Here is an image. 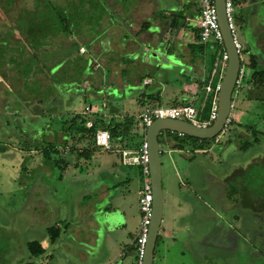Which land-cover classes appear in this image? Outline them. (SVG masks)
<instances>
[{"label":"rangeland","instance_id":"1","mask_svg":"<svg viewBox=\"0 0 264 264\" xmlns=\"http://www.w3.org/2000/svg\"><path fill=\"white\" fill-rule=\"evenodd\" d=\"M6 1L0 0V7L6 4ZM52 3L58 11L61 10V13H64L63 25L67 26L68 32L56 30L47 33V37L44 38L46 40L44 42L47 44L45 49L40 47L34 48L40 44L36 42L31 43L33 41H29L30 38L28 39L27 34H23L25 33L24 31L22 33H6L11 28V26L6 25V22L10 25H16L27 14V18L32 14H36L35 16L38 21L41 19V17H38L39 12L41 14L44 12L42 7H39L38 11L35 12V5L40 4L38 0H12V3L8 7H5V12L0 10V35H2L0 37V49L4 48L3 45L8 43L10 34H15L17 38H24L22 48L39 50L34 57L28 54L29 58H34L35 61L50 65L52 60H55V62L60 61L63 56H67L64 64L65 70L62 72L64 76L61 74L57 75L56 83L60 87L58 92L60 94L58 97L60 98L55 101L57 104L59 103V114L67 119L85 112L89 115V111L87 110L88 108H92L90 105H93V109H97V107L103 108V104L110 113H114L112 110L113 106H118L121 111H125L127 114L138 115L139 109L136 108L133 97L137 93V87L136 91H134L133 87H127L123 91V89L120 90L119 88L111 90L108 87L109 85H106V88H104L106 92L104 94L102 92L101 96L98 97L94 95L101 90L100 86L95 84L97 80L103 77L107 79L105 81L106 84L110 82L109 78L105 76L107 73L97 70L100 64V57L96 54V50L98 44L102 41V33L100 34L98 31V21L100 18H103V14L108 13V9L103 6L102 0H52ZM235 14L238 15L236 12ZM55 20L57 26L60 27L62 21L60 14H56ZM237 30V38L241 39V31L238 27ZM5 33L6 35H3ZM16 41V37L10 39L11 47H17L18 42ZM29 42L32 44L31 46L28 45ZM68 43L70 44L68 45ZM62 45H66L67 48ZM164 46L166 45L164 44L159 48L160 51L146 52L145 63L154 68L148 67V72L154 79V83L151 84L150 79L144 80L138 98L144 92H154L160 81L162 83L174 82L177 85L188 79L189 72L186 70H189V68L182 64L181 59L177 61V52L173 54V52L170 53L166 49L164 51ZM81 48L85 50L84 53L81 52ZM150 52L152 53L150 54ZM166 52L170 56H167L168 53ZM245 57L247 58V56ZM87 60H90L92 64L94 61L96 62L93 64V70L81 72L80 66L85 64ZM16 61L21 62L18 57ZM5 67L7 73L5 78H3L5 71L0 68V145L1 142H9V150L0 153V264H26L29 261L38 263L41 261V258L30 256L27 243L31 240H44L42 238H45L43 235L46 232L44 231L45 228L42 229L40 219L43 217V211L47 205L51 211L55 209L56 196L47 194L45 208L39 209L36 208L34 203L36 198L34 197L33 189L38 187L36 182L39 178L42 179L47 174L53 175L51 179L44 177V180L47 183L49 182L52 187L57 188L59 191L61 187L63 190L67 187L64 185V182H59L57 179L59 175L58 169L48 167L49 170L47 172H42L40 168L46 165L43 152H36L35 150L32 152L26 151V146L28 144L27 141L32 143L33 147L43 146L46 140L51 139H48V134L50 133L47 132L46 136H43L41 133L47 128L59 131L62 128V124L59 118L49 116L31 124L30 114H34V111L37 112L36 110L40 111L41 102L51 106L46 101L48 100V93L43 91L44 94L41 92V94H38L41 89L38 85L41 86V84H33L34 87L31 89L35 94L34 96L32 95L33 97L30 96L28 90H24L23 88L17 89L19 86L15 88L14 85L23 84L21 80L24 77L20 72L21 68L12 67L9 70V64ZM69 70H73V73L71 74ZM141 70L145 73L147 72L146 68ZM133 72L140 73L141 71L138 68H134ZM83 76L87 83H83V86L77 87L82 93H70L69 88L75 85L78 79ZM249 77L250 70L247 69V78ZM30 79L31 82L32 80L40 81L45 86L51 85V81L37 70L31 75ZM114 80L116 82V79ZM8 85L14 87V89L11 87L14 91H8L6 88ZM147 85L149 86L147 87ZM188 89V92L192 91V88ZM128 90L133 91L130 92ZM245 90L246 87L237 89V94L234 98L235 108L232 109L230 117L234 120V125H256L254 129L259 132L257 137L261 139L260 143L252 145L247 150H240L237 145L227 143L230 137L234 135V132H232L234 128L239 131L243 129L242 132L246 130L235 125L224 131L218 143L215 140V146L210 147V156L214 160H222L223 165L220 167L211 166L204 160L210 161V156L199 153L195 156L199 167L196 164L194 167L191 166L189 171H184L185 159L190 153L188 148L181 153L173 150L174 152L170 155L167 153L162 154L165 219L167 220L174 213L176 195L179 196V201L181 199L184 202H191L188 205H192L188 219L193 228L192 237L194 238V243L191 246L172 245L170 251L165 252L164 260L160 257V246H157L154 264H264V206L262 205L264 202V164L252 165L253 162L264 159V104L254 103L251 109H247V104L244 100ZM71 94L75 97L73 102L69 101ZM30 98L33 100H30ZM116 100H120L121 103H116ZM153 102L151 101L148 105H153ZM138 104L141 105L140 102ZM7 105L8 107L5 108ZM73 105L75 106L72 107ZM10 108L16 110L19 115L10 113ZM247 131L244 135L242 134L244 138L239 139V142L253 140V132L251 130ZM135 135V138L140 137L139 133ZM66 136L64 137L65 139L68 137ZM141 137H143L142 134ZM51 138L52 140L54 139L53 137ZM85 143L83 141L79 145V148L83 149L86 146ZM164 147L166 148L167 146L161 145L162 151ZM73 149L72 141L66 146L60 147L61 157L65 159L68 157L73 158L71 166L74 165V169L78 164H82L85 167V159H78L76 150ZM100 151L99 149L97 150L93 161L87 162L86 165L89 169L93 168L96 165V161L104 155L100 154ZM90 164H92V167ZM239 166H243L246 172L244 174H234L231 177V183L234 187H237V199L240 201L239 196L242 194L246 196L247 193L248 200L243 205H233L232 208L228 209L222 208L225 205L222 203V200L219 201V196L217 198H213L212 196V193H215L213 188L212 193H209L211 184L206 172L211 173L214 171L218 176H224L229 171H237ZM131 169L135 170L137 175L139 174L137 166L131 167ZM75 172L78 173V170H75ZM189 174L190 176H188ZM188 177H192V179ZM104 181L111 182L107 175H105ZM113 181L116 182L118 180L114 178ZM188 182L190 185H187ZM132 184L134 185L130 186V201L132 216L134 217V227L138 230L141 225V213L137 194L140 185H137L136 182H132ZM181 184L182 186H180ZM242 185L244 188L242 187L241 189ZM119 187L122 186L120 185ZM134 187L136 191L133 192ZM128 188H126V191H128ZM191 191H194L193 197L192 194H189L192 193ZM196 196H199L200 199ZM73 197L76 204H79L81 197L80 188L74 189ZM210 207L215 208V214L211 211ZM48 208L46 209L48 210ZM74 211H77V205ZM64 254V248L61 246L55 252L53 264H64Z\"/></svg>","mask_w":264,"mask_h":264},{"label":"crops","instance_id":"2","mask_svg":"<svg viewBox=\"0 0 264 264\" xmlns=\"http://www.w3.org/2000/svg\"><path fill=\"white\" fill-rule=\"evenodd\" d=\"M102 4L108 9V13L103 14V18H100L98 21V31L100 34L102 33V41L97 47V53L100 57V65L97 67V70L107 73L105 76L109 78L110 82L106 84L105 81L107 79L101 77L95 83L100 86L101 90L98 93H93H95L96 97L101 96L102 92L103 94L106 92V89L104 90L106 85H109L108 87L111 90L119 88L120 90L123 89V91L127 87H133L134 91H136L137 87V93L133 97L136 108L139 109V114H127L125 111H121L118 106H116V110H113L114 113H110L106 110L104 104L103 108L97 107V109H93V105H90L92 108L90 114L86 115L87 117L98 113L103 115L106 121H109L113 117L122 119L125 115L133 116L136 121L133 135L128 140H115L112 142V151H106L100 147V154L104 155L96 161L94 169H89L86 165L88 161H93L94 156L90 160H85V167L82 164H78L74 169V165H70L64 172L63 177L57 178L59 182L65 183L64 185L67 188L64 190L61 187L59 191L44 180V177L51 179L53 175L50 174L42 177L44 181L39 178L36 182L38 187L33 189V194L36 198V201H34L36 208H45L47 194L56 196L55 209L51 211L47 205L46 208L48 210L46 208L45 210L43 209V217L40 219L42 229L45 228L44 231L46 232L43 235L45 238H42L44 240L39 239L42 246L46 249V253L39 262L40 264H53L55 252L61 246H63L65 251L64 264H133L135 260L133 246L139 229L137 230L134 227L130 186L134 185L132 182L140 185L137 191L139 198L142 178L140 169L137 175L136 171L131 169L134 166L123 164L121 151H136L144 138L146 139V134H142L143 131L140 127L139 117L148 105L138 104L141 101V98H138V96L141 93L140 90L143 87L144 80L150 79L151 84L154 83V79L148 72L149 68H154L145 63L146 52L156 51L164 44L166 46L169 45L168 47L172 49L173 54L177 52V61L181 59L182 64L189 68V70H186L189 72V77L183 83L176 85L174 82L162 83L160 81L157 84L155 91L152 93L156 94L158 93L157 89H160L159 93L162 100L161 103H153V105H156L155 107L174 106V102H186V105L193 104L197 106L200 102V97L203 95L199 84L204 80L206 72H210L214 68V66L210 67L211 61L209 56L215 53V48L211 47V45H206L203 57L194 48L196 44H199L196 31L199 29L200 0H102ZM235 9V12L238 13L236 25L241 31V39L238 38L239 42L243 45L244 50L249 49L250 54H258L264 59V0H239ZM179 15L181 17H178L179 19L177 20L182 21L184 18L186 25L173 29L171 23L174 17ZM243 58L246 59L245 55H243ZM134 68H138L141 72H133ZM143 68L147 69L146 73L141 70ZM143 78L144 80L141 84V79ZM114 79H116V82ZM83 80L85 81V78ZM188 88H192V91L188 92ZM248 89L249 87H246L245 93ZM128 91L132 92L133 90ZM77 93L79 94L80 92H73L72 94ZM72 94L69 97L70 102L75 100ZM59 98H55L53 102L59 100ZM244 100L247 104L246 108L251 109L254 102L248 101L245 98ZM202 101L201 107L205 99ZM117 102L121 103L120 100H116ZM199 105L200 103L197 107ZM80 114L82 115V113ZM55 115L58 116L60 114L57 113ZM242 130H238L239 133ZM47 132L50 133L48 134V139L51 140H46L44 144L51 142L57 144L59 148L62 147L66 141L64 138L66 133L63 129L55 131L54 129L47 128L41 134L46 136ZM136 133H139L140 137L135 138ZM141 134L143 137H141ZM51 137L54 139L52 140ZM219 139L216 140L217 143ZM232 144L237 145L236 142ZM213 146H215V143L211 145V147ZM173 152L169 147H164L163 153L170 155ZM181 152L179 151V153ZM210 152V149H207L200 152V154L210 156ZM195 156L193 154L186 156L184 171H189L190 167H194L196 164L198 166ZM68 159L72 161L73 158L68 157ZM204 160L213 167L223 165L222 160H214L211 156L210 161ZM259 163L264 164V159L255 161L252 165ZM90 165L92 167V164ZM48 167L50 166L45 165V167H41L40 169L42 172H47L49 170ZM75 170H78V173ZM245 172L246 169L243 166H239L237 171H229L224 176H218L214 171L211 173L206 172L211 184H209V193H212L213 188L215 193H212V196L213 198L219 196V201L222 200V203L225 205L222 208H232L234 202L238 205L239 200L236 198L238 190L232 185L231 177L234 174H244ZM105 175L109 177L111 182L104 181ZM114 178L119 182L113 181ZM189 179H192V177ZM117 183L119 184L117 185ZM120 185L122 187H119ZM187 185H190L189 182ZM73 188L81 189L79 204H76L74 200ZM126 188H128V191H126ZM134 191H136L135 187L133 188ZM189 194H192L193 197L194 191ZM196 197L200 199L199 196ZM190 204L191 202H184L181 199L179 201V196L176 195L172 216L166 220L163 214L159 234L161 241L158 245L160 246V257L163 260L165 252L170 251L172 245L191 246L194 243V238L192 237L193 228L188 219L192 208V205L188 206ZM76 205L77 211L75 212ZM210 209L215 214V208L210 207ZM115 218L116 220H114ZM64 224H67V226L63 228V235H61L55 244H50L47 229L51 226L63 227ZM62 237L64 238L62 239Z\"/></svg>","mask_w":264,"mask_h":264},{"label":"trees","instance_id":"3","mask_svg":"<svg viewBox=\"0 0 264 264\" xmlns=\"http://www.w3.org/2000/svg\"><path fill=\"white\" fill-rule=\"evenodd\" d=\"M40 2V4H36L35 5V12L38 11L39 7H42L44 12H42L43 14H41L39 12L38 17H41V19H39L37 21V17L32 14L30 15L28 18V14L27 16H25V18H23L21 21H19L16 25H10L8 22H6V25L11 26L10 30L7 31L6 33H22L23 31L25 33L23 34H27L29 41L32 40L34 43L36 42L37 44H40L38 46H35L34 48H42L45 49V47L47 46V44L44 42V38L47 37L46 34L47 33H51L53 31L59 30V31H63V32H68V28L67 26L63 25V21H64V13H61V10H57V8L55 7V5L52 3V0H38ZM239 0H234V5H237V2ZM12 3V0H7L6 4H4L3 6L0 7V10H2L3 12H5V7H8V5H10ZM4 10H3V9ZM56 11V12H55ZM56 14H60L61 16V26L58 27L56 20H55V16ZM55 15V16H54ZM178 17H181V15L179 16H175L173 19V22L171 23V27L173 29L179 28L181 26H185V20L184 18L182 19V21L177 20L179 19ZM234 20H235V24H237L238 22V17L237 15H234ZM237 27V25H236ZM3 34V35H6ZM44 34V35H43ZM198 40H199V34H200V29H197L196 31ZM42 35V36H41ZM2 35H0L1 37ZM23 36V35H22ZM27 36H25L27 38ZM12 37H16V42H18L17 47H11L10 44V39ZM6 39V38H5ZM8 43H6V45H3L4 48L0 49V68L3 69V71H5L6 67L8 64L10 65V69L16 68V67H20L21 68V74L23 75L24 79L21 80L23 81V84H16L14 85L15 88H17L19 86V88L17 89H21L23 88L24 90H28L30 92V96L33 97L34 91H31V89H33L35 84H41L38 85V87H40V91L38 94L43 93V91H45V93H48V100H46L47 102L50 103L51 106L46 105L45 103L41 102L40 105V111L38 112V110H36L37 112L34 111V115H31V124H33L34 122H37L39 119H43L46 118V116L48 117H54V118H59L60 122H61V127L63 129V131L66 133L67 139L65 141V143L62 146H66L69 142L72 141V144L74 146L73 150H76V154L78 159H85V160H90L93 158L95 152L100 148L97 144H96V134L98 130H108L111 134V139L112 142H114L115 140H123L125 141L130 139V137L133 135L134 129H135V125H136V121L135 118L133 116H129V115H125L122 119H116L113 118L110 119L109 121H106L103 118V115L101 114H93V116H85V115H81V114H77L74 116H71L70 118H65L63 115H58L56 116L55 114H59V103L57 104V102H53L55 98H59L58 96H60L59 89L60 87H58L59 85L56 83V79H57V75L58 74H62V72H64L65 70V61L67 59V56L64 57L60 60V61H56L52 60V62L50 63V65H46L43 62H39V61H35L34 58H29L30 54L31 56H36L39 50H33V49H24L22 48L23 44V40L24 38L21 37L17 38V35H11L10 37H8ZM46 41V40H45ZM22 42V44H21ZM30 42L28 45H32ZM70 43H68L69 45ZM36 45V44H34ZM20 46V48H19ZM6 47V48H5ZM32 48V47H31ZM67 48V47H66ZM167 51H169L170 53L172 52V49L169 48L168 46L165 47ZM164 48V49H165ZM194 48H196V50H198L199 54H203L206 50V45H203L199 42V44H196L194 46ZM165 50V51H166ZM156 51H160L159 49H157ZM168 53V52H166ZM249 53V49H243L242 51V56L245 55L247 56V58H244V64L246 67V71L247 69L250 70V77L247 78V73L246 76L243 80V87H249L248 91L245 93V99H247L248 101H253L254 103H259V104H264V59L261 58L260 55L258 54H250ZM167 56H170V54L168 53ZM19 58L21 60V62H17L16 58ZM210 58V64H211V68L212 66H214L216 58H217V54L216 52L213 53L211 56H209ZM35 62V63H33ZM91 64V65H90ZM37 67V68H35ZM81 68V72L84 70H93V66H92V62H90V60H87L85 64H83L82 66H80ZM210 68V70H211ZM41 74H43L49 81H51V85L45 86L42 82L37 81V80H32L31 82V75L36 71V70ZM18 71V70H17ZM69 72H71V74L73 73V70H69ZM212 71L210 72H206V76L204 78V80L199 84V88L200 90L203 92L202 97H200V105L199 108L201 107V103L203 102L202 100L205 99L204 101V107L202 112L200 113L201 115V120L202 121H207L209 120V116L212 110V98H213V94H210L207 98L205 96V91H204V87L208 84L209 80H210V74ZM6 71L3 74V78H5L6 75ZM64 76V75H63ZM84 76L79 78L78 81L76 82L75 85H73L70 89V93L72 92H81L80 89H77V87H81V85L86 82V80H83ZM75 79V78H73ZM143 79H141V84L143 83ZM218 80H214V86H216ZM34 84V85H33ZM57 84V85H55ZM23 86V87H22ZM12 87V86H11ZM10 85H8L7 90L8 91H13L14 87L11 88ZM50 87V89H49ZM58 87V88H57ZM62 87V86H61ZM64 88V86H63ZM49 89V90H48ZM91 91V89H89ZM158 93L153 94V93H146L144 92L140 98L142 100V102L140 101L141 105H148L151 101L155 102H159L161 103V96H160V89L158 90ZM41 92V93H40ZM54 92H56L54 94ZM36 94V95H38ZM44 94V93H43ZM58 94V95H56ZM33 95V96H32ZM31 99V98H30ZM186 102H174L173 105L174 106H181V105H186ZM149 107H155L156 105H148ZM116 107H112V110H116ZM235 107H233L234 109ZM10 112V111H9ZM19 115V114H17ZM16 115V117H18ZM21 117V116H19ZM93 121L94 125L91 128H88L86 126L87 121ZM230 128L231 126H235L237 125L240 128H245L247 130H251V132H253V140L252 141H237L238 145H240V147L242 148V150H246L248 148H250L252 145H255L257 143H260L261 139L259 137H257V135L259 134V132H257L254 128L256 127V125H246L244 126L243 124H235L234 125V120L230 117ZM8 122H10L9 120H7ZM24 121H26L24 119ZM229 126L227 129H229ZM236 128H234L232 130V132H236ZM239 131L237 130L236 134L234 133V138L229 139L228 142L232 143L236 141V137L239 135L238 134ZM233 137V136H232ZM215 139L212 140H201L195 137H191L188 135H179L177 133L174 132H170V131H163L160 135H159V141H160V145H164L169 147L171 150H185L186 148H188L190 151L195 152V150H207L210 149L211 144L213 143ZM86 142V146L83 147V149L79 148V145L82 142ZM27 146H26V151H42L44 158H45V164L47 166H50L52 168H56L59 171V178L63 177L64 172L66 171L67 168H69V166L71 165V159H65L63 157H61L60 155V151H59V147L57 144L55 143H51L48 142L46 144H44L43 146L39 147V146H35L33 147L32 143H30L29 141H27ZM9 148V142H1L0 145V153L2 152H6ZM163 154V151L162 153ZM264 205V202H263ZM67 226V224H64L63 227H59V226H51L47 229V233L49 235V239H50V244H55L61 237L62 233H63V228H65ZM161 241V237L160 235L158 236L157 239V244H156V248L159 245ZM134 250L135 249V246ZM155 248V251H156ZM27 249L28 252L30 253V256L33 258H42L44 256V254L46 253V249L42 246L41 241L39 240H34V241H29L27 243ZM26 264H40L39 262H33V261H29Z\"/></svg>","mask_w":264,"mask_h":264},{"label":"built area","instance_id":"4","mask_svg":"<svg viewBox=\"0 0 264 264\" xmlns=\"http://www.w3.org/2000/svg\"><path fill=\"white\" fill-rule=\"evenodd\" d=\"M226 10L228 15V21L235 39V45L242 57V64L239 70V75L236 81L234 90V98L237 94V89L243 88V80L246 76V67L244 64V58L242 51L243 45L237 38V29L234 20L235 5L234 0H225ZM198 28L200 29L199 42L203 45H211L215 48L217 58L214 64V68L210 74V80L204 87L206 98L213 94L212 110L209 116V120L202 121L200 113L203 110L202 107L195 105H183V106H158V107H147L139 117L140 127L142 134H146L147 128L156 119H179L193 123L200 127L210 126L217 118L218 114V96L220 92V85L224 77L228 55L224 47L223 34L220 29L218 22L217 10L215 6V0H200V16L198 21ZM218 80L216 86H214V80ZM232 106L234 107V100ZM231 120L229 118L227 126L224 131L227 130ZM93 121H87L86 126L88 128L93 127ZM96 144L106 151L113 150V144L111 134L108 130H98L96 134ZM122 162L126 166H137L140 169L142 178V187L139 191V207L141 213V225L139 232L135 238V260L133 264H143L146 242L149 232V226L151 223L152 216V205L153 195L152 186L150 181V168H149V155H148V144L144 138L141 145L136 151L122 150Z\"/></svg>","mask_w":264,"mask_h":264},{"label":"water","instance_id":"5","mask_svg":"<svg viewBox=\"0 0 264 264\" xmlns=\"http://www.w3.org/2000/svg\"><path fill=\"white\" fill-rule=\"evenodd\" d=\"M215 6L217 10L218 22L223 34L224 47L228 55L226 71L220 85V92L218 96V114L216 120L210 126L200 127L191 122L179 119H156L146 130L150 181L153 195V211L143 264H154L155 248L160 234L164 214L165 199L162 176V149L159 141V135L163 131H170L179 135H188L201 140H212L218 138L224 133L233 109V95L242 64V57L235 45V39L228 21L225 0H215Z\"/></svg>","mask_w":264,"mask_h":264},{"label":"flooded vegetation","instance_id":"6","mask_svg":"<svg viewBox=\"0 0 264 264\" xmlns=\"http://www.w3.org/2000/svg\"><path fill=\"white\" fill-rule=\"evenodd\" d=\"M63 47H66V45H62ZM68 46V45H67ZM81 52L82 53H84L85 52V50L83 49V48H81ZM96 54L98 55V53H97V50H96ZM99 56V55H98ZM95 62V61H94ZM94 62H93V64H94ZM96 63V62H95ZM93 64H92V66H93ZM100 65V64H99ZM98 65V66H99ZM84 83H86V82H84ZM83 86V85H82ZM14 91V90H13ZM10 92H12V91H10ZM30 100H33V99H30ZM4 105H5V103H4ZM8 107V105L5 107V108H7ZM31 107H33V106H31ZM24 108H25V106H24ZM87 111H89V114H90V112H91V108H88V110ZM10 113H14V114H19V113H17L16 112V110H14V109H12V108H10ZM88 115V113H82V115ZM30 115H34V114H30ZM230 127V126H229ZM245 132H248L247 131V129L246 130H244V132H241V133H239V135L235 138L236 139V143H237V141H239V139H243L244 137H243V135H244V133ZM235 133V132H234ZM243 134V135H242ZM218 138H221V137H218ZM232 138H234V135H233V137H230V139H232ZM215 140H218L217 138H215ZM214 140V141H215ZM214 141H213V143H214ZM212 143V144H213ZM227 143H229V142H227ZM233 143V142H232ZM231 143V144H232ZM211 144V145H212ZM237 145H238V143H237ZM238 148L240 149V150H242V148L240 147V145H238ZM247 150V149H246ZM178 151H183V150H178ZM202 151H204V150H195V152H192V151H190V153L189 154H193V156H195V155H197L198 153H200V152H202ZM242 187L244 188V186L242 185L241 186V189H242ZM236 189H237V187H236ZM246 193V192H245ZM237 196V195H236ZM238 197V196H237ZM236 197V198H237ZM239 198H240V201H239V203H238V205H243L247 200H248V197H247V193H246V196H245V194H242V195H240L239 196ZM245 199V200H244ZM138 200H139V198H138ZM244 200V201H243ZM234 205H236V202H234ZM263 205V204H262ZM264 206V205H263ZM237 219V218H236Z\"/></svg>","mask_w":264,"mask_h":264}]
</instances>
